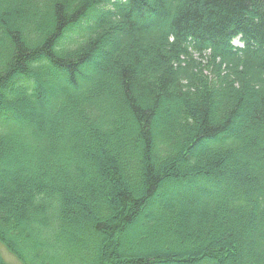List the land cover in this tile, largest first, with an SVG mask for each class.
<instances>
[{"label":"trees","instance_id":"16d2710c","mask_svg":"<svg viewBox=\"0 0 264 264\" xmlns=\"http://www.w3.org/2000/svg\"><path fill=\"white\" fill-rule=\"evenodd\" d=\"M0 243L264 264V0H0Z\"/></svg>","mask_w":264,"mask_h":264},{"label":"rangeland","instance_id":"374dc122","mask_svg":"<svg viewBox=\"0 0 264 264\" xmlns=\"http://www.w3.org/2000/svg\"><path fill=\"white\" fill-rule=\"evenodd\" d=\"M234 43L235 44H239V42L237 41V39H235L234 40ZM55 73V72H54ZM205 74H207V76H209L210 77V72H208V70H206L205 71ZM53 75V74H52ZM58 78L57 77H54L53 76V81H56ZM33 111H35V110H37L38 109V106H37V104H34V107H32L31 108ZM27 110H30V108H28ZM198 187H199V185H198ZM214 187H212V189H213ZM168 189H169V187H168ZM172 189H174V190H177L178 189V187H177V185H174V186H172ZM188 189L187 190H183V192L181 193L180 191V193L178 192L177 194H179V196H185V195H187V196H189V194H187L188 193ZM198 192V191H197ZM196 192V194H198ZM176 193V192H175ZM192 194L193 195H195V191L193 190L192 191ZM0 253L2 254V256H3V258L8 262V263H10V264H20V263H18L17 262V260L7 251V249L4 247V245H2L1 243H0ZM127 258H125L124 260H126Z\"/></svg>","mask_w":264,"mask_h":264},{"label":"bare ground","instance_id":"6f19581e","mask_svg":"<svg viewBox=\"0 0 264 264\" xmlns=\"http://www.w3.org/2000/svg\"><path fill=\"white\" fill-rule=\"evenodd\" d=\"M236 39H237V41L239 42V44H235L234 41H233V44H234V45L238 46V45L242 44L241 41H240L238 38H236ZM7 251H8V252H9V253H10V254H11V255L17 260L18 263H20V262L18 261V259H17V258H16V257H15V256L9 251V250H7ZM1 255H2V254H1ZM2 257H3V256H2ZM4 260H5V259H4ZM5 261H6V260H5ZM6 262H7V261H6ZM7 263H8V262H7ZM9 264H10V263H9ZM20 264H21V263H20ZM116 264H123V262H118V263H116Z\"/></svg>","mask_w":264,"mask_h":264}]
</instances>
